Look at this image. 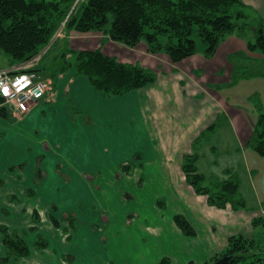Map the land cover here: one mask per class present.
I'll return each instance as SVG.
<instances>
[{
	"label": "crops",
	"instance_id": "0c3cea01",
	"mask_svg": "<svg viewBox=\"0 0 264 264\" xmlns=\"http://www.w3.org/2000/svg\"><path fill=\"white\" fill-rule=\"evenodd\" d=\"M242 1L264 23V0ZM59 44L75 51L102 48L106 55L117 48V59L123 54V63L148 67L156 71L157 79L125 96L104 98L87 78L71 70L61 77L54 97L33 105L22 121L0 118V227L17 234L31 250L28 257L7 264H159L166 258L171 264H209L231 236L256 237L252 222L264 211L261 207L250 209L247 201L246 209L238 211L211 207L207 196L195 193L186 181L185 156L225 113L223 101L195 71L188 72L181 62L173 64L163 55H150L147 48L141 53L136 52L138 46L123 51L127 46L97 32L72 31L62 35ZM8 64L0 70L10 67L9 60ZM35 114L43 126L27 128ZM137 152L144 161H134L138 168L133 175L117 179L115 169L133 162ZM39 167L44 177L37 185ZM198 168L203 174L199 164ZM159 200L166 203L164 209ZM114 205L125 210L118 225L119 209ZM70 209L75 217L79 210L91 218L102 214L105 232L94 233L81 225L71 230L64 220ZM35 212L41 222L37 225L44 227L34 222ZM176 215H183L197 236H184L175 224ZM86 217L78 220L90 222ZM33 226L37 230L31 232ZM2 237L0 264L9 253ZM41 238L48 244L45 249L36 248Z\"/></svg>",
	"mask_w": 264,
	"mask_h": 264
},
{
	"label": "trees",
	"instance_id": "16d2710c",
	"mask_svg": "<svg viewBox=\"0 0 264 264\" xmlns=\"http://www.w3.org/2000/svg\"><path fill=\"white\" fill-rule=\"evenodd\" d=\"M246 9L248 7L242 0H0V51L8 56L10 67L39 57L37 66L26 69L25 72L38 73L41 78L44 75L51 77L55 88L61 77L75 70L77 75L87 78L104 98L122 97L153 84L157 79L156 71L138 63H121L117 58L104 54L102 48L95 51H75L69 47V43L60 46L62 35H68L72 31L97 32L129 48H136L145 42L150 55L164 54L171 63L178 64L197 54L199 41L204 46V55L210 58L226 37L244 38L254 27L255 40L248 43V50L264 55V23L260 21L257 26L248 23ZM244 56L237 54L233 58ZM262 60L260 67L251 69L246 75L264 78V59ZM72 110L77 113L73 106ZM221 116L196 139L193 153L184 158L183 171L187 183L195 193L207 196L209 206L222 210L230 206L238 211L246 209L245 200L239 196L238 176L227 173L229 178L220 181L206 177L198 168L200 154L197 147L206 145L215 138ZM0 118H9L7 109L0 108ZM249 147L264 159V112L258 117ZM214 150L213 147L212 151ZM139 160L143 162L144 156L137 152L133 162L120 165L116 173L117 179L133 175L138 168L134 161ZM140 168L142 169V165ZM58 170L62 173L60 167ZM43 177L39 167L35 183L39 184ZM142 183L143 178L139 185L142 186ZM2 185L0 180V186ZM32 193L29 192L30 195ZM158 206L164 209L166 203L159 200ZM262 209L264 210V202ZM54 211H57L56 207ZM50 218L56 227L60 226L54 216ZM64 220L71 230L76 229L74 214L66 212ZM39 221L40 216L35 212L34 222L37 224ZM174 221L184 236H197L196 230L183 215H176ZM252 224L255 229L264 228V215L255 217ZM36 230L34 227L31 232ZM0 232L4 235L2 242L9 250L7 257L2 260L3 264L31 254L29 246L17 234L10 233L5 226L0 227ZM260 240V237L231 236L227 247L211 261L236 255L232 264H264V255L251 254L264 250V243ZM47 247L48 244L42 238L36 244L37 249ZM67 260L72 259L69 257ZM159 264H171V261L166 258Z\"/></svg>",
	"mask_w": 264,
	"mask_h": 264
},
{
	"label": "rangeland",
	"instance_id": "374dc122",
	"mask_svg": "<svg viewBox=\"0 0 264 264\" xmlns=\"http://www.w3.org/2000/svg\"><path fill=\"white\" fill-rule=\"evenodd\" d=\"M252 9L251 5H248V9H246V13L248 15L247 21L253 26H257L258 21L260 22L261 20L255 12L252 11ZM255 15L258 18L255 17ZM255 19H258V21ZM254 40V34L251 31H249L247 36L244 38H239L237 36L226 37L224 41L221 42L215 55L210 58H207L204 55V46L201 41H199L197 54L182 61L180 66L188 72H192V70L195 71L194 74L200 79L204 86L207 87L212 94L217 95L223 101L225 108V113L223 114L224 116H221L219 122L220 126L217 129L215 138L208 144L197 147L200 154V171H202V173L208 178L218 177L221 179H228L229 175H237L240 181V198L247 201L250 209L258 207L259 209L260 207L262 209V203L264 202V159L249 147V141L255 132L258 117L262 112H264V78L258 76L250 77L246 75V73L250 72L251 69L258 66L260 67V62L264 59L263 54H254L248 50V43L251 41L254 42ZM87 48L90 47L87 46ZM146 48V43L142 42L138 48H136V52L141 53L143 50L146 52ZM131 49L135 48L127 47L123 51H132ZM115 50L119 52V49L116 48ZM57 52L58 50H56L55 53ZM117 52L111 53V51H107V54H109L108 56L116 58ZM237 54H243L245 56L238 57L236 59L233 58V56L235 57ZM162 55L166 57L164 59H169L167 55ZM8 59V56L0 51V69L9 65ZM123 59L122 54L121 59L117 60L123 63ZM33 60L36 61L30 64L29 62L23 63L22 65L28 64L26 69H33L37 66L39 57H35ZM235 76H238V78L236 79ZM42 79L48 86L45 98L41 100L45 101L48 97H54L56 88L51 80V77L44 75ZM1 101L2 103L0 108L2 107L7 109L8 115L10 116L11 114L9 119L14 117L15 121H22L21 118L27 115L33 106H29L30 109L27 113L19 114L17 112L14 113V110L5 102L4 99ZM57 103L58 102L56 100L55 104ZM25 126L30 129L40 128L43 126V123L41 124L39 115L35 114L28 120L27 125L25 124ZM20 127H22V125ZM23 129L27 130L26 128ZM213 147L215 149L214 151H212ZM260 163H263V168ZM18 169L19 168H16V170ZM250 170L254 171L253 175ZM118 171L117 167V170L115 169V173ZM227 173H229V175H227ZM114 207L119 209L116 205H114ZM123 209L124 207H121L116 215V225H118L120 219H122L121 214L125 211H123ZM65 211L71 214L74 213V217L76 216L75 211H72L71 209ZM79 211L81 213L78 212L77 217H75L76 229L74 231L77 230L78 225H81L89 228L90 231L94 233L103 234L105 232L107 223L105 222L102 214L99 217L91 218V215L90 217H86L87 214H84L81 210ZM95 212L97 211L95 210ZM262 215H264V211L257 213L256 217H260ZM83 217H86L90 220V222H80L78 220L83 219ZM39 223L41 222L39 221L37 224ZM37 226L42 228L45 225L43 224L42 226ZM200 226L201 228H204V224H201ZM255 235L256 238H261L260 242L263 244L264 228H257ZM2 236L4 235L1 234L0 237ZM216 239H219V237H216ZM66 257L67 254L63 255V259L65 258L66 260ZM209 264H215V262L210 261Z\"/></svg>",
	"mask_w": 264,
	"mask_h": 264
},
{
	"label": "built area",
	"instance_id": "2783aa9c",
	"mask_svg": "<svg viewBox=\"0 0 264 264\" xmlns=\"http://www.w3.org/2000/svg\"><path fill=\"white\" fill-rule=\"evenodd\" d=\"M27 66L24 64L0 70V97L19 114L27 113L29 106L39 103L48 91L47 84L38 73L25 72Z\"/></svg>",
	"mask_w": 264,
	"mask_h": 264
},
{
	"label": "water",
	"instance_id": "95a60500",
	"mask_svg": "<svg viewBox=\"0 0 264 264\" xmlns=\"http://www.w3.org/2000/svg\"><path fill=\"white\" fill-rule=\"evenodd\" d=\"M254 30L255 29L252 28V32H254ZM251 254L256 255V256H262L264 255V250H260L258 252L251 253ZM235 259H236V255H228V256H224L218 259L215 262V264H232Z\"/></svg>",
	"mask_w": 264,
	"mask_h": 264
}]
</instances>
